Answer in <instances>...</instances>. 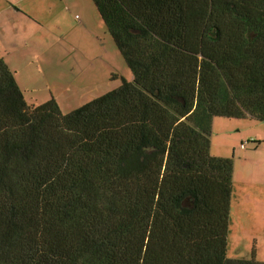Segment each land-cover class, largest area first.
<instances>
[{
    "label": "trees",
    "instance_id": "16d2710c",
    "mask_svg": "<svg viewBox=\"0 0 264 264\" xmlns=\"http://www.w3.org/2000/svg\"><path fill=\"white\" fill-rule=\"evenodd\" d=\"M92 2L131 82L63 114L0 57V264H264L227 255L210 153L214 118L264 122V0Z\"/></svg>",
    "mask_w": 264,
    "mask_h": 264
},
{
    "label": "rangeland",
    "instance_id": "374dc122",
    "mask_svg": "<svg viewBox=\"0 0 264 264\" xmlns=\"http://www.w3.org/2000/svg\"><path fill=\"white\" fill-rule=\"evenodd\" d=\"M20 6L25 12L15 13L11 24L6 12L1 14L5 8H0V56L14 74L17 70L19 88L29 105L53 98L68 114L119 88L122 79L133 80L92 0H22ZM27 12L37 13L41 21ZM241 143L246 150L239 149ZM210 153L234 162L227 255L241 257L254 250L264 259V240L258 237L259 227L264 229V189H258L249 175L252 168L258 170L255 160L264 154V122L214 118ZM246 194L260 200L249 201ZM246 230H253L254 236Z\"/></svg>",
    "mask_w": 264,
    "mask_h": 264
},
{
    "label": "crops",
    "instance_id": "0c3cea01",
    "mask_svg": "<svg viewBox=\"0 0 264 264\" xmlns=\"http://www.w3.org/2000/svg\"><path fill=\"white\" fill-rule=\"evenodd\" d=\"M20 1H22V0H0V8L1 7H3V8H5V9H3V11L1 12V14H4V12H6V17L8 18V19H10L8 22L11 24V21L13 22V21H15V20H13L14 19V17L13 16H15L16 14L15 13H20V11H24V10H22V7L20 6ZM10 7H12L13 9H14V11H12L11 9H10ZM8 11H11L13 14H9V12ZM25 12V11H24ZM27 14L30 16V17H32L33 19H35L36 21H38V22H40L41 20H40V18L38 17V14L37 13H31V12H27ZM3 28H4V26H3ZM17 45V44H16ZM4 61H5V63L7 64V66L9 65L8 64V62L5 60V58L3 57V56H0ZM8 68L10 69V71L12 72V70H11V68L8 66ZM13 73V72H12ZM15 73L17 74V70H15ZM16 74H14L13 73V75H14V77H15V80H16V82H17V79H16ZM114 78V77H113ZM17 84H18V82H17ZM18 86H19V84H18ZM20 87V86H19ZM22 91V90H21ZM23 93V92H22ZM24 96V95H23ZM251 120H253V119H251ZM254 121H256V120H254ZM256 122H259V121H256ZM252 140V139H251ZM254 141V140H253ZM242 144V143H241ZM240 144V145H241ZM239 149L240 150H243V149H241L240 147H239ZM245 150H246V147L244 148ZM255 151V150H254ZM235 155V154H234ZM255 161H257V163L256 164H254V166L255 165H257L258 166V170L257 169H254V168H252L251 170H250V177L251 178H255V180H254V182L256 183V185L258 186L257 188L258 189H260V190H262V189H264V154L262 155V157L260 156V159L259 158H257V160H255ZM258 161H261L262 162V165L259 163L258 164ZM233 182H234V185H235V179H236V175H235V173L233 174ZM246 193V192H245ZM235 194V187H234V191H233V195ZM232 195V196H233ZM246 197L248 198V200L249 201H251V200H254V201H258V200H260L258 197H256V198H251V197H249L248 196V194H246ZM264 200L263 199H261V202H263ZM264 203V202H263ZM258 207L256 208V209H258V210H261V208H260V206L259 205H257ZM263 209H264V205H263ZM264 219L262 218V221H263ZM236 225V224H235ZM261 228H263V227H259V230H260V234H261V236L260 235H258V237H259V239H261V241H263L264 240V229L263 230H261ZM246 232H248V233H250V235H253L254 236V234H255V232L253 231V230H246ZM241 233H244V232H241ZM247 254H249V253H246L245 254V256L247 255ZM242 257V256H241ZM255 258H257L258 259V261H260V262H264V259L263 258H261L260 256H259V253H256L255 254Z\"/></svg>",
    "mask_w": 264,
    "mask_h": 264
},
{
    "label": "built area",
    "instance_id": "2783aa9c",
    "mask_svg": "<svg viewBox=\"0 0 264 264\" xmlns=\"http://www.w3.org/2000/svg\"><path fill=\"white\" fill-rule=\"evenodd\" d=\"M245 147H246V145H244V144H242V145H241V148H243V149H244Z\"/></svg>",
    "mask_w": 264,
    "mask_h": 264
}]
</instances>
